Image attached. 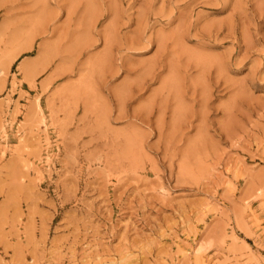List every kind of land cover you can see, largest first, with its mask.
<instances>
[{
	"label": "rangeland",
	"instance_id": "1",
	"mask_svg": "<svg viewBox=\"0 0 264 264\" xmlns=\"http://www.w3.org/2000/svg\"><path fill=\"white\" fill-rule=\"evenodd\" d=\"M0 264H264V0H0Z\"/></svg>",
	"mask_w": 264,
	"mask_h": 264
}]
</instances>
